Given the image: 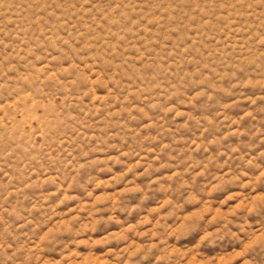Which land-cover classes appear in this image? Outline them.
Returning <instances> with one entry per match:
<instances>
[{"label": "rangeland", "instance_id": "obj_1", "mask_svg": "<svg viewBox=\"0 0 264 264\" xmlns=\"http://www.w3.org/2000/svg\"><path fill=\"white\" fill-rule=\"evenodd\" d=\"M0 264H264V0H0Z\"/></svg>", "mask_w": 264, "mask_h": 264}]
</instances>
